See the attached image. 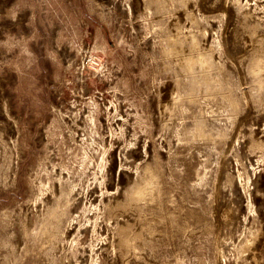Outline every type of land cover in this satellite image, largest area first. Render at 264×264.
Wrapping results in <instances>:
<instances>
[{
	"label": "rangeland",
	"instance_id": "374dc122",
	"mask_svg": "<svg viewBox=\"0 0 264 264\" xmlns=\"http://www.w3.org/2000/svg\"><path fill=\"white\" fill-rule=\"evenodd\" d=\"M0 264H264V0H0Z\"/></svg>",
	"mask_w": 264,
	"mask_h": 264
},
{
	"label": "bare ground",
	"instance_id": "6f19581e",
	"mask_svg": "<svg viewBox=\"0 0 264 264\" xmlns=\"http://www.w3.org/2000/svg\"><path fill=\"white\" fill-rule=\"evenodd\" d=\"M228 1L229 0H223V6L225 7L227 4H228ZM249 207L251 208L252 207V205L249 203ZM218 257L221 259V257H222V254H221V252L220 251H218Z\"/></svg>",
	"mask_w": 264,
	"mask_h": 264
}]
</instances>
